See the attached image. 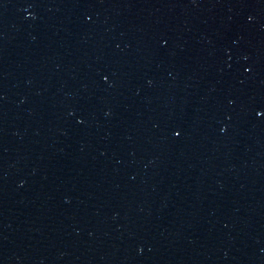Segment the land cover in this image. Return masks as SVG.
<instances>
[{
	"label": "water",
	"instance_id": "95a60500",
	"mask_svg": "<svg viewBox=\"0 0 264 264\" xmlns=\"http://www.w3.org/2000/svg\"><path fill=\"white\" fill-rule=\"evenodd\" d=\"M0 264H264V33L0 0Z\"/></svg>",
	"mask_w": 264,
	"mask_h": 264
}]
</instances>
